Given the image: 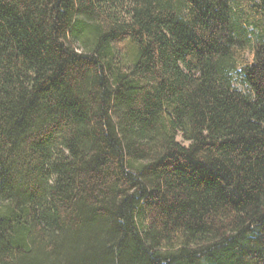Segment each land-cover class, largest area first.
Instances as JSON below:
<instances>
[{
  "label": "trees",
  "instance_id": "trees-1",
  "mask_svg": "<svg viewBox=\"0 0 264 264\" xmlns=\"http://www.w3.org/2000/svg\"><path fill=\"white\" fill-rule=\"evenodd\" d=\"M0 264H264V0H0Z\"/></svg>",
  "mask_w": 264,
  "mask_h": 264
},
{
  "label": "rangeland",
  "instance_id": "rangeland-1",
  "mask_svg": "<svg viewBox=\"0 0 264 264\" xmlns=\"http://www.w3.org/2000/svg\"><path fill=\"white\" fill-rule=\"evenodd\" d=\"M239 87H240V88H243V89L245 88V87H242V86H239ZM178 140L181 141V142H183L184 144H188V142H186V141L183 139L182 134H179V135H178Z\"/></svg>",
  "mask_w": 264,
  "mask_h": 264
}]
</instances>
